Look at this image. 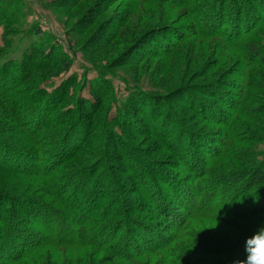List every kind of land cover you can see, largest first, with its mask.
<instances>
[{
  "label": "rangeland",
  "instance_id": "obj_1",
  "mask_svg": "<svg viewBox=\"0 0 264 264\" xmlns=\"http://www.w3.org/2000/svg\"><path fill=\"white\" fill-rule=\"evenodd\" d=\"M168 1L175 0H0V73L7 69L0 76V91L12 87L26 121L33 123L32 116L42 111L47 116L41 154L38 160L24 158L33 165L21 164L25 175L16 173L19 164L16 172L0 167V208L14 212L12 206L24 200L34 204L46 190L57 198L50 209H32L33 217L21 213L23 229L12 236L16 244L0 247V255L7 250L24 256L21 246L33 239L36 244L33 237L40 236L43 247L18 264H204L182 233L174 237L169 253L155 249L156 238L176 231L175 226L166 233L154 213L146 214L160 202L166 184L214 206L239 196L246 203L240 214L264 209V181L242 192L249 181L245 174L264 163V65H246L242 45L253 35L263 45L264 23L250 38L243 36L238 47H226L218 37L199 33L202 28L189 18L207 16L214 2L220 4L211 10L229 9L228 1L244 7L252 0H199L203 6L192 13ZM143 36L136 49L120 57ZM261 58L264 51L254 57ZM216 83L227 88L235 104L243 98L239 117L227 109H221L227 116L217 111L225 107L209 88ZM242 84L247 86L238 92ZM199 100L207 103L209 117L190 108ZM9 105L17 106L0 97V140L36 153L35 146L18 142L25 135ZM69 119L77 125L63 142L70 147L59 154L54 147ZM69 204L75 210L69 211ZM90 212L92 235L82 239L69 217L85 225ZM5 216L1 213L0 219ZM131 219L153 223L156 232L145 234L131 226L134 234L145 235L138 242L126 230ZM202 222L187 224L198 229L197 237L213 242L215 226ZM247 223L264 227V215ZM65 240L72 245L66 247L70 243ZM95 240L103 247L111 242L113 248L101 254ZM129 240L136 252L125 247ZM237 240L224 230L217 241L228 245ZM216 259L217 264H235L224 255Z\"/></svg>",
  "mask_w": 264,
  "mask_h": 264
},
{
  "label": "trees",
  "instance_id": "obj_2",
  "mask_svg": "<svg viewBox=\"0 0 264 264\" xmlns=\"http://www.w3.org/2000/svg\"><path fill=\"white\" fill-rule=\"evenodd\" d=\"M212 1V0H211ZM210 1V2H211ZM216 1V0H213ZM223 1V0H221ZM252 5H245L243 8L241 5L239 7L235 6L234 4H231V1H228V8L219 10L218 7H215V9L211 10L210 8L213 4L208 7L209 11L206 12L209 13L207 16H205V12L201 14L200 16L196 17L195 19H190L191 24L197 29L202 30L199 32L201 34H208L213 35L215 37H218L220 40H222L224 45L226 47H238L240 44V41L243 36H246L248 38L251 37V35L254 33L252 30L255 27H260L264 23V0H252ZM209 2V3H210ZM217 2V1H216ZM168 3H172L174 5L181 7L184 6L188 8L189 13H192L195 10H198V6L201 5L199 0H175V1H168ZM200 3V4H199ZM220 4V1L217 2ZM216 3V4H217ZM215 4V5H216ZM229 5H232L235 9V13L231 12V7ZM203 6V5H201ZM230 10V12H229ZM246 10V11H245ZM247 14V16H246ZM200 20L201 23L198 24L197 20ZM196 21V22H195ZM163 29L165 26L162 27ZM176 27L177 30H182V28ZM162 29V30H163ZM204 29V30H203ZM158 32V31H157ZM156 33V31L154 32ZM149 34V33H148ZM146 34V36L148 35ZM146 36L139 38L137 41H135L131 46H129L124 52H122L120 57H124L128 55L130 52H132L134 49H136L143 41V39L146 38ZM251 38H253L255 41H253ZM250 39L246 40L244 45V51L247 54L246 58V65H264V59L255 60L254 57H257L259 53L264 51V44L261 45L262 38L258 35H253ZM176 43V42H175ZM125 53V54H124ZM18 69V67H17ZM68 69V66L65 64L63 71H66ZM7 69H3L4 73H0L1 75H5ZM27 77V76H26ZM25 77V78H26ZM4 79H0V84H3ZM219 83V82H218ZM218 83L214 85H210L209 88L213 92L212 95L216 97L220 101L221 107L225 108H218V112L220 115L227 116L225 114L226 110L229 112L228 115H232L233 117H239L241 115L240 112V106L241 102H243V98L239 97L240 101L234 102V99L232 98V95L229 93V91L223 88L218 87ZM243 86V87H242ZM247 86V84H242L240 86V90L238 92H241L242 89ZM12 87H9L3 91H0V97L4 99L6 102H12L13 104H16L17 106H10L9 105V112L13 113L14 117L17 119L16 123L18 126V129L25 135L22 136V138H17L18 142L22 144H28L33 145L36 148L33 150L36 153L28 152L25 150H20V148L15 147L12 142L10 141H2L0 140V167H6L4 171H14L15 165H20L21 172H16L18 174L25 175L23 173L21 164H25L26 168H30L33 166L29 160H25L24 158H30L32 160H38L39 156L41 154V151L39 149V142L44 141V130L46 129L45 126V115L43 116V111L41 114H38L36 117L32 116V121H26V118H24V111H21L23 109L22 106V100L19 98L17 99V96L13 93ZM232 88V87H231ZM207 89V88H206ZM237 90V89H236ZM210 91V90H209ZM202 95V92L199 93ZM208 96V95H205ZM213 96V98H214ZM211 97V96H210ZM205 104H207L205 101L199 100L195 101L194 103L191 102L190 108L193 109L196 114L202 116L210 115L211 111L206 110ZM223 109V110H221ZM233 117H229L230 121L233 119ZM77 123L76 119H69V122L67 123L68 126L64 128V132L60 135L59 144L55 145L56 152H59V154H64L62 151H64L66 148L68 149L70 146L68 144H63V142L68 138V132L71 130H74L75 125ZM7 145V146H5ZM63 145V146H62ZM68 145V147H67ZM19 152L18 154L14 152ZM22 161V162H19ZM64 161V160H63ZM96 165V164H95ZM97 166V165H96ZM256 167L252 168L251 171H248L245 176L249 175L248 183H246L245 187H243L242 192L245 193L249 189H252L257 185L259 182L264 181V163H256ZM27 171V170H26ZM7 173V172H6ZM29 173V172H28ZM36 175L42 176V173H38ZM44 176V175H43ZM193 192H198L196 189L193 190ZM200 193H202V190H199ZM242 192L239 194L241 195ZM186 192L183 190V188H175L172 190L171 187H169V184L165 185V192L164 196H161L160 202L156 200V202L153 203V207H151L150 211H147V215H150V213H154L153 217L158 219V226H161L163 230L168 233L176 226V231L174 235L171 236H165V237H158L155 240L157 241L158 246L156 245V251H165L166 253H169L168 248H172L171 244L176 241L178 237L174 239L175 236H179L181 233L185 236V241L188 242L190 245L195 247V249L199 250L202 254V257L204 259H200L201 262L206 261L204 264H217L218 259H216V256H223L227 257L229 259H232L234 261L237 260H243L245 258L246 253L244 252V248L242 245H244V239L247 236H250L253 233L254 229L260 228L259 224L256 223H247L250 222L251 219H253L256 215L263 216L264 215V209H261L259 212H256L255 208L251 210L250 212H246L243 214L238 213V210L246 205L245 201L242 203L239 201V196H231L227 199L226 205L224 206V202L218 204V205H211L209 203H205L203 201H194L195 196H185ZM150 195V194H149ZM42 196L44 198L38 199L34 204L26 202L24 200L21 202L20 205L12 206L14 209V212L7 211L9 208L4 209L3 211L0 208V215L1 213H6L5 218L0 219V247H4L5 244L10 243L11 245H15L16 242L13 241L12 236L16 235V231L18 228L21 230L23 229L19 224L22 223V220L19 215L23 213V215L27 216H35L34 211L37 207L50 209L51 202H55V198L52 197V194L50 191H44L42 192ZM247 201V200H246ZM136 204V203H135ZM137 208L140 207L139 204H136ZM135 205V206H136ZM11 207V208H12ZM69 211L75 210V207L72 208V206L69 204L68 206ZM33 209V210H32ZM33 211V213L29 212ZM262 211V212H261ZM138 213V212H136ZM11 214V215H9ZM12 214H17V216H12ZM92 212H90L89 221L87 224H73L72 218L69 217V223L72 225V229L76 231L78 229V233L80 237L83 239L87 238L91 229V226L95 221L91 220L90 217L92 216ZM186 215L184 218L183 216ZM19 216V217H18ZM160 219H164V222H159ZM195 222V221H203L202 223L206 222L208 224L215 226L216 235L213 237V242L205 241L203 237H197L199 234L198 229L195 228L191 224H187V221ZM52 223V222H50ZM128 223L130 226L126 227V230L129 232V234H133V237H136L138 242H142L141 239L143 238V234H134L133 230L130 228L136 227L141 232L143 231L145 234H150L154 230V224L151 222H147V220H128ZM244 223V224H241ZM52 225V224H51ZM20 226V227H19ZM48 229V228H46ZM69 229H71V226H66L65 230L66 232H69ZM225 233H230L231 237L235 238L237 237V241H231L228 243V245H222L218 240V237L222 236ZM50 232L53 233L51 230ZM156 232V230H154ZM143 235V236H142ZM124 236V235H123ZM148 236V235H147ZM33 238H37L38 242L36 244H32L33 241H27L26 245L21 246L20 251H24V256L21 255H9L7 250H2L0 255V264H18L22 261H26L28 258V255L32 253V251H35L38 248L43 247L41 244L40 236L39 238L37 236H34ZM217 240H216V239ZM239 238H241L239 240ZM31 242V243H30ZM64 242L70 243L66 244V247H70L72 245V240H65ZM96 245L95 248L97 251H99L101 254H105L106 251L112 249L111 242L109 243V246L103 247L102 244H98V240H95ZM129 246H125L126 248L133 250L134 252L137 251L134 250L135 247L133 243L129 240L127 241ZM215 242V243H214ZM36 245V246H35ZM150 247L153 245H149ZM93 247V246H92ZM25 249H27L25 251ZM113 255L116 257H119L117 253L113 252ZM125 257L127 261L132 260V256H122ZM184 259V257H182ZM98 264V263H97ZM101 264V263H99ZM104 264V263H102Z\"/></svg>",
  "mask_w": 264,
  "mask_h": 264
},
{
  "label": "clouds",
  "instance_id": "obj_3",
  "mask_svg": "<svg viewBox=\"0 0 264 264\" xmlns=\"http://www.w3.org/2000/svg\"><path fill=\"white\" fill-rule=\"evenodd\" d=\"M243 260H236L235 264H264V227L258 228L244 239Z\"/></svg>",
  "mask_w": 264,
  "mask_h": 264
}]
</instances>
